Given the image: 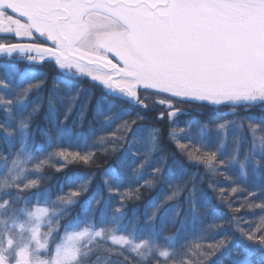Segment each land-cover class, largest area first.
I'll return each instance as SVG.
<instances>
[{
	"label": "snow or ice",
	"instance_id": "obj_1",
	"mask_svg": "<svg viewBox=\"0 0 264 264\" xmlns=\"http://www.w3.org/2000/svg\"><path fill=\"white\" fill-rule=\"evenodd\" d=\"M0 57L52 68L47 95L35 100L46 73L5 63L0 75V264H223L225 253L227 264H264V222H225L206 193L198 196L196 173L180 183L186 164L202 167L232 185L216 196L230 211L264 212V199L250 202L264 198V0H0ZM45 102L37 142L31 125ZM193 105L218 122L194 117L170 127L183 159L161 155L151 179L123 188L129 168L139 182L162 151V129L146 114L173 126ZM77 109L80 128L91 112L86 131L68 126ZM100 156H116L102 171L110 198L119 197L110 213L111 199L81 203L94 174L66 177L69 189L55 199L42 187L46 168L91 166ZM167 180L177 182L148 202L145 224L125 223L126 202ZM219 183L208 187L217 192ZM184 191L186 208L171 203ZM238 192L247 195L233 208Z\"/></svg>",
	"mask_w": 264,
	"mask_h": 264
},
{
	"label": "trees",
	"instance_id": "obj_2",
	"mask_svg": "<svg viewBox=\"0 0 264 264\" xmlns=\"http://www.w3.org/2000/svg\"><path fill=\"white\" fill-rule=\"evenodd\" d=\"M7 63H12L14 67L20 72V73H25L26 71H35V72H44L48 75V80L45 85V87L40 91V92H32L29 96L30 100H35L37 96H46L48 88L51 87V74H52V68L51 66H34V67H26L22 65L20 62H16L15 60H7ZM5 63L0 64V75H2L5 72V69L3 67ZM38 79H44V77H38ZM35 82V81H32ZM27 81L25 82L26 86ZM185 108H188L189 106L185 105ZM47 110V104L45 102L43 110L34 118L32 125H31V130L35 136V139L37 142H40L42 140V137L40 133L37 131V126H44L46 121L44 119L45 112ZM163 110V109H158V111ZM223 112L224 109H221ZM148 120L145 121L146 124H153L156 127H159L162 129V139H161V152H158L157 154L153 155L152 160H151V166L146 167L144 172V178L141 179L139 182H135L131 180L132 176V169H128V176H129V181H126L123 185V188H136L139 185H143L144 180L151 179L152 177L149 176V173L151 172L152 167L158 166L155 161H157L161 155L168 156L169 157V162H171V156L174 154L177 159H183L178 150L176 149L175 142L170 140L168 138V131L170 127H174L177 131H179L180 128H184L186 126V123L190 120H192L194 117H198L200 120H208L211 123H216L218 122L212 115H210L207 111L205 112L204 115H199L196 110V106L191 107V111L188 114H181L178 115L176 118L177 122L175 125L170 126L165 119L164 121H153V113H147ZM4 114L3 112H0V122H3L4 120ZM91 119V112L88 113L87 117L85 118L83 122V127L80 128L77 125L78 121V109L76 113H74L73 117L68 121V126L71 128H74L77 131L81 130H87L88 128V122ZM220 119H232L230 116H222ZM3 141L0 139V144H2ZM16 147L18 148L19 145L17 144ZM4 150L7 151V147L4 146ZM141 153L145 151V149L140 150ZM120 155L119 153L116 154V156ZM116 156H100L97 158V162L94 165L91 166H85L83 164H70L68 167L63 169L61 172H56L54 168H46L44 171V175L47 177H51L49 180H45L42 183V187H49L52 189V198L55 199L56 195H59L61 193V188L63 189L64 192H67L69 189V184L66 181V177L73 175L74 173H80V174H94V179L92 180L91 185L89 186V190L87 193L82 194L80 200L81 203L83 201L88 200L90 197L95 196L96 199H103V200H109L111 199V207L108 208V212L110 213L112 211V208L117 206V201L119 200V197H111L109 196V192L107 188L103 184V175L102 171L103 168L112 165H115V160ZM143 157L141 156L140 159ZM54 164L56 163L55 161L53 162ZM139 163V160L137 161ZM136 165H133L132 167H135ZM186 167L188 169L187 175L184 176L183 180L180 181V183H183L184 180H189V178L192 176L193 173H196V187L198 189V196L201 191L207 194L208 198L210 199V204L209 208L210 209H215L216 213L218 215H222L223 219L225 222L229 220L233 215H237L239 217H242L243 221H247L253 228L257 227L260 225L262 222H264V212H261L259 209H253L249 210L247 208H242L239 213H235L234 211H230L227 207L226 204L220 203L217 199L216 196L218 195V189L223 187L226 189H229L232 187V185L224 181L222 176H217V177H210L208 176L204 169L202 167H197L196 165H188L186 164ZM34 178V177H32ZM203 178V180H201ZM209 180H219L220 183L217 185V192H213L211 189L208 187ZM177 181L175 180H167L164 182L158 181L154 187L148 188V187H141L140 188V196L139 199H134L131 201L126 202V206L124 208V211L126 213L125 217V223H128L129 221H134L138 222L139 226H143L145 224V221L147 219V216L151 215L152 209L150 207H146L148 202L153 199L154 197H159L157 199V203L160 202L164 198V196L168 195L170 190L168 188L169 183H176ZM188 187H192V183L189 182ZM123 188L121 190H123ZM248 191H256L255 188L248 187ZM247 195V192H238L234 195H232L229 199L233 202V208L239 207L241 203L244 202V198ZM187 196V191H184L181 193V196L178 200L172 201L171 203H176L181 206V208H186L187 204L185 202V197ZM261 197H257L254 200H251L250 202L253 204H257L261 202ZM93 206H95V199L92 200ZM104 208V204L101 203L97 209V214L99 213V210ZM79 206H77L74 211H79ZM205 220V226L208 224L212 223L213 221V216L210 214L206 217H204ZM219 221H217L218 223ZM242 226H244L242 224ZM227 227V224H226ZM175 229L172 228L171 226L167 229V232H172ZM229 235H231V231L228 232ZM224 233L221 232L219 235L215 237V239H220L221 236H223ZM213 242V241H209ZM220 260L223 262V264H227V253L224 255L220 256Z\"/></svg>",
	"mask_w": 264,
	"mask_h": 264
},
{
	"label": "flooded vegetation",
	"instance_id": "obj_3",
	"mask_svg": "<svg viewBox=\"0 0 264 264\" xmlns=\"http://www.w3.org/2000/svg\"><path fill=\"white\" fill-rule=\"evenodd\" d=\"M6 39L11 40V37H6ZM7 60H9V58H7V57H0V64L7 63ZM11 60H15L16 62H20L22 65H24L26 67H34V66L42 67L40 65H34V64H32L30 62H27L26 60L20 59L18 57H13ZM43 66L47 67V66H50V65L45 64Z\"/></svg>",
	"mask_w": 264,
	"mask_h": 264
}]
</instances>
